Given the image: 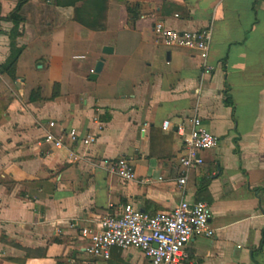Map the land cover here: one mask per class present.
<instances>
[{"label": "crops", "instance_id": "crops-1", "mask_svg": "<svg viewBox=\"0 0 264 264\" xmlns=\"http://www.w3.org/2000/svg\"><path fill=\"white\" fill-rule=\"evenodd\" d=\"M158 19L211 27L209 73L156 40ZM194 116L219 140L180 187L178 128ZM50 120L97 140L71 159L43 142ZM119 157L135 179L101 165ZM183 199L206 201L215 231L189 241L188 264H264V0H0V264H150L137 248L94 258L80 229Z\"/></svg>", "mask_w": 264, "mask_h": 264}, {"label": "built area", "instance_id": "built-area-1", "mask_svg": "<svg viewBox=\"0 0 264 264\" xmlns=\"http://www.w3.org/2000/svg\"><path fill=\"white\" fill-rule=\"evenodd\" d=\"M157 41L167 47L186 48L200 59L202 69L209 73L208 63L212 30L210 26L196 30H178L158 19L153 23ZM94 70H91L93 73ZM43 142L52 148L67 147L69 157L76 159V149L96 142L97 134H80L74 128L58 126L53 120L48 123ZM182 136V147L177 156L178 179L182 187L187 180L188 171L203 163L202 152L218 143V136L205 127L198 116L190 118V127L178 128ZM101 165L122 180L135 179L133 164L126 157L105 158ZM211 209L204 200L189 202L181 200L170 212L149 214L127 203L120 210L100 217L96 223L80 229L85 240V251L92 257L108 260L112 248H137L150 264H188L186 246L195 237H213L210 225ZM264 241V236H263Z\"/></svg>", "mask_w": 264, "mask_h": 264}, {"label": "trees", "instance_id": "trees-1", "mask_svg": "<svg viewBox=\"0 0 264 264\" xmlns=\"http://www.w3.org/2000/svg\"><path fill=\"white\" fill-rule=\"evenodd\" d=\"M19 6H20V4L17 5L16 9H18ZM12 21L14 24V29L10 34V54H9L5 64L3 65V69L5 71H7L11 76H14L15 64H16L17 58L21 52V48L17 47L15 44V38L19 34L17 32V25H18L19 21L17 19H12ZM225 103L231 104L229 97H226Z\"/></svg>", "mask_w": 264, "mask_h": 264}, {"label": "water", "instance_id": "water-1", "mask_svg": "<svg viewBox=\"0 0 264 264\" xmlns=\"http://www.w3.org/2000/svg\"><path fill=\"white\" fill-rule=\"evenodd\" d=\"M111 51H112V48H111V47L105 46V47L103 48V52H104V53H110ZM102 61H103V60L100 59V60L96 63L95 68H94V71H93V73H92V78H95L96 75H97V73L100 71L101 66H102Z\"/></svg>", "mask_w": 264, "mask_h": 264}]
</instances>
